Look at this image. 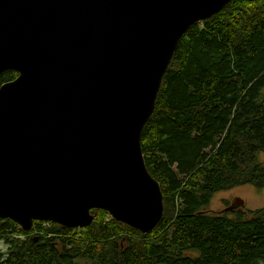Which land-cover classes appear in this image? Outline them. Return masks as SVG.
<instances>
[{
  "label": "water",
  "instance_id": "95a60500",
  "mask_svg": "<svg viewBox=\"0 0 264 264\" xmlns=\"http://www.w3.org/2000/svg\"><path fill=\"white\" fill-rule=\"evenodd\" d=\"M231 0H0V218L149 233L164 204L141 146L182 35ZM244 203L235 199L223 211Z\"/></svg>",
  "mask_w": 264,
  "mask_h": 264
},
{
  "label": "trees",
  "instance_id": "16d2710c",
  "mask_svg": "<svg viewBox=\"0 0 264 264\" xmlns=\"http://www.w3.org/2000/svg\"><path fill=\"white\" fill-rule=\"evenodd\" d=\"M141 146L163 194L152 231L103 209L82 228L0 218V264H264V207L209 209L218 191L264 189V0H231L182 35Z\"/></svg>",
  "mask_w": 264,
  "mask_h": 264
},
{
  "label": "rangeland",
  "instance_id": "374dc122",
  "mask_svg": "<svg viewBox=\"0 0 264 264\" xmlns=\"http://www.w3.org/2000/svg\"><path fill=\"white\" fill-rule=\"evenodd\" d=\"M235 199H241L244 203L242 206L236 207V209L242 207L254 210L264 207V189H257L251 184H244L228 190L218 191L214 194L209 209L212 211L223 210ZM5 247V241L0 240V248L4 249ZM80 264L85 263L80 262Z\"/></svg>",
  "mask_w": 264,
  "mask_h": 264
},
{
  "label": "built area",
  "instance_id": "2783aa9c",
  "mask_svg": "<svg viewBox=\"0 0 264 264\" xmlns=\"http://www.w3.org/2000/svg\"><path fill=\"white\" fill-rule=\"evenodd\" d=\"M44 222H46V221H44Z\"/></svg>",
  "mask_w": 264,
  "mask_h": 264
}]
</instances>
